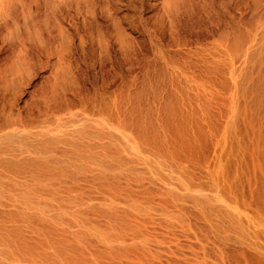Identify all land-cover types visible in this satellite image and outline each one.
<instances>
[{"label":"rangeland","instance_id":"rangeland-1","mask_svg":"<svg viewBox=\"0 0 264 264\" xmlns=\"http://www.w3.org/2000/svg\"><path fill=\"white\" fill-rule=\"evenodd\" d=\"M125 3L102 58L0 35V264H264V0Z\"/></svg>","mask_w":264,"mask_h":264},{"label":"bare ground","instance_id":"bare-ground-1","mask_svg":"<svg viewBox=\"0 0 264 264\" xmlns=\"http://www.w3.org/2000/svg\"><path fill=\"white\" fill-rule=\"evenodd\" d=\"M136 2L130 0L132 6ZM125 4V0H52L43 8L42 0H0V35L5 31L12 35L0 38L8 42L15 37L12 31L18 30L16 35L23 44L19 52L26 63L44 56L66 66L79 52L86 55L90 49L100 57L107 56L112 42L122 49L128 42L120 15ZM57 64L51 66L56 70Z\"/></svg>","mask_w":264,"mask_h":264}]
</instances>
